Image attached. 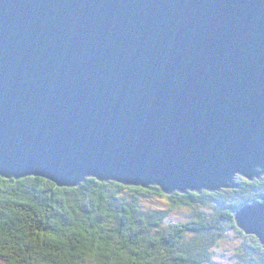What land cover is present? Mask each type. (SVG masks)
<instances>
[{
	"label": "water",
	"instance_id": "1",
	"mask_svg": "<svg viewBox=\"0 0 264 264\" xmlns=\"http://www.w3.org/2000/svg\"><path fill=\"white\" fill-rule=\"evenodd\" d=\"M166 193L264 175V0H0V176ZM264 247V193L233 210Z\"/></svg>",
	"mask_w": 264,
	"mask_h": 264
},
{
	"label": "trees",
	"instance_id": "2",
	"mask_svg": "<svg viewBox=\"0 0 264 264\" xmlns=\"http://www.w3.org/2000/svg\"><path fill=\"white\" fill-rule=\"evenodd\" d=\"M237 187L164 193L159 186L87 176L57 186L0 176V264H264V247L233 210L264 193V175ZM160 197L165 207L148 204ZM190 215L174 220L172 211Z\"/></svg>",
	"mask_w": 264,
	"mask_h": 264
},
{
	"label": "rangeland",
	"instance_id": "3",
	"mask_svg": "<svg viewBox=\"0 0 264 264\" xmlns=\"http://www.w3.org/2000/svg\"><path fill=\"white\" fill-rule=\"evenodd\" d=\"M147 203L158 207H165L166 205L164 200L160 197L151 198ZM189 215L190 212L188 208H181L179 210L172 211L170 214V216L174 217V220H183L186 219ZM216 252L217 254L214 255L212 264H220L221 258L223 257V255H225L223 252V248H218Z\"/></svg>",
	"mask_w": 264,
	"mask_h": 264
}]
</instances>
